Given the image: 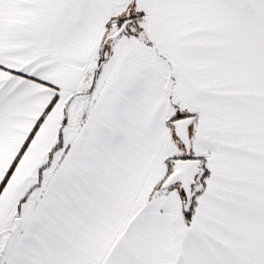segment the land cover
Here are the masks:
<instances>
[{"label":"snow or ice","instance_id":"6c2138e0","mask_svg":"<svg viewBox=\"0 0 264 264\" xmlns=\"http://www.w3.org/2000/svg\"><path fill=\"white\" fill-rule=\"evenodd\" d=\"M0 264H264V0H0Z\"/></svg>","mask_w":264,"mask_h":264}]
</instances>
